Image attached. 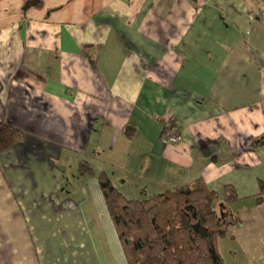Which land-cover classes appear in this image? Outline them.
<instances>
[{
    "label": "crops",
    "instance_id": "1",
    "mask_svg": "<svg viewBox=\"0 0 264 264\" xmlns=\"http://www.w3.org/2000/svg\"><path fill=\"white\" fill-rule=\"evenodd\" d=\"M28 1L0 0V121L24 132L0 153V264H127L102 171L135 199L231 186L219 253L264 264V0Z\"/></svg>",
    "mask_w": 264,
    "mask_h": 264
},
{
    "label": "trees",
    "instance_id": "2",
    "mask_svg": "<svg viewBox=\"0 0 264 264\" xmlns=\"http://www.w3.org/2000/svg\"><path fill=\"white\" fill-rule=\"evenodd\" d=\"M40 4L26 2L25 7ZM24 139V132L0 121V153ZM264 143V136L254 145ZM80 173L91 174L86 161ZM105 204L120 240L127 264H224L218 239L238 221L225 201L236 196L225 186V196L207 188L201 178L146 198H127L106 172L97 174Z\"/></svg>",
    "mask_w": 264,
    "mask_h": 264
},
{
    "label": "built area",
    "instance_id": "3",
    "mask_svg": "<svg viewBox=\"0 0 264 264\" xmlns=\"http://www.w3.org/2000/svg\"><path fill=\"white\" fill-rule=\"evenodd\" d=\"M262 21H264V14L262 15L261 18ZM162 124L164 125V133H163V142L168 144V143H176L178 141H180L181 139V135L179 132V129L177 127V125H175L174 123V118L170 117V118H165L162 122Z\"/></svg>",
    "mask_w": 264,
    "mask_h": 264
},
{
    "label": "rangeland",
    "instance_id": "4",
    "mask_svg": "<svg viewBox=\"0 0 264 264\" xmlns=\"http://www.w3.org/2000/svg\"><path fill=\"white\" fill-rule=\"evenodd\" d=\"M165 131V130H164Z\"/></svg>",
    "mask_w": 264,
    "mask_h": 264
}]
</instances>
